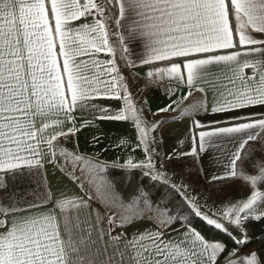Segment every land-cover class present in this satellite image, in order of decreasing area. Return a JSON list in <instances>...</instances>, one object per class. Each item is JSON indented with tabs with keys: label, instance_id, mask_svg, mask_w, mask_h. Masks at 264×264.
Returning a JSON list of instances; mask_svg holds the SVG:
<instances>
[{
	"label": "snow or ice",
	"instance_id": "snow-or-ice-1",
	"mask_svg": "<svg viewBox=\"0 0 264 264\" xmlns=\"http://www.w3.org/2000/svg\"><path fill=\"white\" fill-rule=\"evenodd\" d=\"M135 51L140 54L133 60ZM101 53L108 58L98 59ZM137 61L164 62L146 73L150 85L180 81L190 89L184 99L199 91L193 113L208 111L209 96L212 113H234L229 126L199 132L183 156L198 157L206 145L222 150L216 138L228 137L234 145L228 175L251 182L253 189L264 180V160L255 158L250 143L257 142L264 157V111L241 118L243 110L264 108V0H0V264H218L225 251L226 264H264L256 251L240 255L251 239L246 222L264 218V203L257 206L264 194L253 190L217 216L183 186L172 185L174 196L184 193L190 215L234 241L229 251L205 240L190 220L161 208L142 181L133 185L131 174L118 180L105 173L106 164L66 149L57 156L56 142L76 130L77 111H91L84 125L132 119L136 147L144 145L147 163L129 158L113 167L129 173L146 168L144 177L169 183L152 163L156 141L147 137L156 125L149 126L143 108L133 105L124 74ZM103 98L123 99L124 106L114 111L94 102ZM69 122L73 127L64 131ZM48 156L82 191L54 190L38 179ZM245 159L257 175L237 172V162ZM142 219L155 228L124 231ZM173 224L183 229L177 239L165 236L177 230Z\"/></svg>",
	"mask_w": 264,
	"mask_h": 264
},
{
	"label": "crops",
	"instance_id": "crops-1",
	"mask_svg": "<svg viewBox=\"0 0 264 264\" xmlns=\"http://www.w3.org/2000/svg\"><path fill=\"white\" fill-rule=\"evenodd\" d=\"M139 54V51H135L132 59L136 60ZM97 58L104 60L108 57L104 53H101ZM117 63L123 66V62L119 59ZM156 66L163 67L164 62L144 65L137 61L135 68L124 72L126 76H129V91L133 105L136 108H143V119L148 122L149 126L156 125V128H153L147 137L149 142H151L152 137L156 141L152 145L155 148V152L152 154L153 165L167 176L170 184H175L178 187L183 186L184 193H187V196L198 203L203 210L207 211L209 209L211 212L215 211L218 216H220V212L217 211L218 209L223 210L232 203L246 200L253 190L264 194V180L258 181L255 189H253L251 182L245 181L239 178V176L231 177L228 175L230 171L228 153L234 149V145L228 137L216 138L217 142L223 146L222 150L206 145V150L200 153L198 157L182 155L191 151L194 137H198L199 132L211 131L215 127L229 126L230 118L234 113H212L211 96L206 101L208 104V111L206 113L204 111L193 113L191 106L201 97V93L191 90L192 94L188 95L187 99H184L190 89L180 81L170 82L165 78L159 80L154 85H147L145 83L143 86L142 84L139 86L140 81L142 83L149 81L146 73L154 70ZM244 73L249 76L252 74L250 69H244ZM132 76L136 78L131 79ZM200 86L202 85H198L197 87ZM169 89H172V91L170 92ZM136 90L138 91V96L135 94ZM173 101H176V103L173 104ZM94 102L98 105L109 107L114 111L124 106L123 99L103 98L96 99ZM170 104L172 107L167 112H159V109L165 108ZM262 111H264V108H260L259 106L249 108L241 112V118L243 119L245 115L252 113H255L258 118L259 113ZM74 115L77 117L76 130L74 134L60 137L58 142H56L58 143L57 156H59L60 150L66 149L70 152L82 154L89 159L95 158L106 165H122L129 158L137 164L142 162L147 163L144 145L136 147L138 132L135 128L134 120H96L91 125H84L85 119L92 120L91 111H84L83 113L77 111ZM126 115H130V113H126ZM193 119L198 121V125L193 124ZM69 127H73L70 122L65 124L64 131H67ZM47 131L51 133L53 129L49 128ZM121 139H125L127 144L121 146ZM250 143L255 158L264 160V157H261L260 153L256 151L259 148V144L257 142ZM244 151H249V148L246 146ZM261 151H264V149H261ZM173 153L175 154V158L170 161L167 160L166 156ZM48 159H52V157L48 156L42 161L44 167L41 171L45 183H50L54 190L56 188L67 187L70 190L82 191L77 183L69 179L61 171L59 161L53 164L47 162ZM60 160L62 161L63 157H60ZM180 161L184 163L187 161L188 165L190 164L191 166H189V169L194 170V173L187 174L186 179L182 178L183 174L186 175V173L179 175L177 173L179 170L176 167L173 169L168 166L170 163ZM142 170L147 171L146 168ZM236 170L238 173L243 171L250 175H257V170L251 167L247 159H245L243 164L237 162ZM153 174H155V169H153ZM192 174L195 176L193 179H191ZM196 181L199 184L196 185ZM184 193H182L183 196ZM261 203H264V200L258 201L257 206ZM223 222L227 224V220ZM172 227L177 230L168 229L165 231V236L170 235L173 239H177L178 233L182 232L183 229L177 224H174ZM153 228H155L153 222L142 219L139 222L132 223L124 231L131 234L136 230L143 231ZM230 228H234V226H230ZM235 234V231H233V235ZM205 240L207 239L205 238ZM252 251H256L254 245L244 249L240 255H247V253ZM218 264H226L225 259L219 261Z\"/></svg>",
	"mask_w": 264,
	"mask_h": 264
},
{
	"label": "trees",
	"instance_id": "trees-1",
	"mask_svg": "<svg viewBox=\"0 0 264 264\" xmlns=\"http://www.w3.org/2000/svg\"><path fill=\"white\" fill-rule=\"evenodd\" d=\"M142 172L143 170L141 168H137L129 173L128 169L113 167V165H107L105 169L106 174L111 173L112 176L118 180H120L122 176L131 174L134 177L133 185L142 181L145 189L151 191L153 200L159 202L161 208L166 205L167 211L172 215L177 217L183 216L184 222L190 220L192 226H194L196 230L200 231L207 240L223 243L229 251L234 247V241L229 238L227 233L217 230L212 226H208L200 218L190 215V204L185 200L182 193L179 196L173 195L171 190L172 184L168 183L167 185H164L162 182L158 183L152 181L149 177H144ZM39 178H44L41 170L40 175L38 176V179ZM162 197L164 199H161ZM246 228L248 230V235L251 238L250 243L246 246V248L256 245V251L262 258H264V218L260 220L251 219L247 221ZM227 255L228 251L219 254L218 262L224 260Z\"/></svg>",
	"mask_w": 264,
	"mask_h": 264
},
{
	"label": "rangeland",
	"instance_id": "rangeland-1",
	"mask_svg": "<svg viewBox=\"0 0 264 264\" xmlns=\"http://www.w3.org/2000/svg\"><path fill=\"white\" fill-rule=\"evenodd\" d=\"M147 84V85H149V83L148 82H141L140 81V84H139V86L142 84V86L144 85V84ZM141 86V87H142ZM135 94H137V96H138V91L136 90L135 91ZM168 166L170 167V168H173L174 169V167H176L179 171L177 172L179 175H181V173H186V175H184L183 174V176H182V178L184 177L185 179L187 178V174L188 175H190L191 173H194V170H190L189 169V166H190V164L188 165V163H187V161H185V163L183 162V161H180V162H174V163H170V164H168ZM191 167V166H190ZM189 170V171H188ZM195 176H194V174H192V177H191V179H193ZM191 179H190V182H191ZM197 184H199V182H197L196 181V185ZM205 211V210H204ZM205 212H211V210H207V211H205ZM211 213H215L217 216H218V214L215 212V211H212ZM254 247H256V245H254Z\"/></svg>",
	"mask_w": 264,
	"mask_h": 264
}]
</instances>
